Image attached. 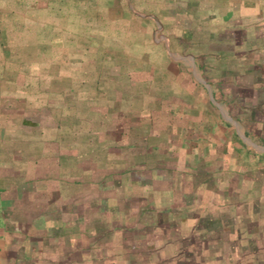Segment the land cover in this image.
Masks as SVG:
<instances>
[{"label": "rangeland", "instance_id": "rangeland-1", "mask_svg": "<svg viewBox=\"0 0 264 264\" xmlns=\"http://www.w3.org/2000/svg\"><path fill=\"white\" fill-rule=\"evenodd\" d=\"M28 92L108 194L35 264H264V0H0V100Z\"/></svg>", "mask_w": 264, "mask_h": 264}, {"label": "crops", "instance_id": "crops-1", "mask_svg": "<svg viewBox=\"0 0 264 264\" xmlns=\"http://www.w3.org/2000/svg\"><path fill=\"white\" fill-rule=\"evenodd\" d=\"M21 98L11 96L9 101L0 100V264H35L48 258L45 251L57 253L58 238L63 233L56 221L62 218L66 208L63 199H107L108 196L105 182L96 178L94 160L85 170L78 147L70 149L56 144L55 148H49L47 116H42L41 106L40 110L32 111L33 98L29 92ZM107 113L104 123L111 124L121 111L113 118ZM107 135L119 136L101 131L97 140L102 141ZM136 138L131 145L144 148L145 137ZM85 171L89 174L81 179ZM70 208L67 210L72 213L78 211L74 205ZM44 222L48 229L42 227ZM56 256L52 257L54 264Z\"/></svg>", "mask_w": 264, "mask_h": 264}]
</instances>
